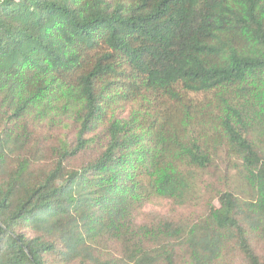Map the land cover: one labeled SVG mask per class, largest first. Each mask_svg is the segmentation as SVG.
<instances>
[{"label": "trees", "instance_id": "1", "mask_svg": "<svg viewBox=\"0 0 264 264\" xmlns=\"http://www.w3.org/2000/svg\"><path fill=\"white\" fill-rule=\"evenodd\" d=\"M259 241L264 0H0V264H264Z\"/></svg>", "mask_w": 264, "mask_h": 264}, {"label": "rangeland", "instance_id": "2", "mask_svg": "<svg viewBox=\"0 0 264 264\" xmlns=\"http://www.w3.org/2000/svg\"><path fill=\"white\" fill-rule=\"evenodd\" d=\"M99 142H102V140H99ZM146 211L155 213H161V214H168L172 212V206L170 202L166 200H153L152 204H149L146 208ZM257 251L260 255L264 256V242L259 241L257 243Z\"/></svg>", "mask_w": 264, "mask_h": 264}]
</instances>
